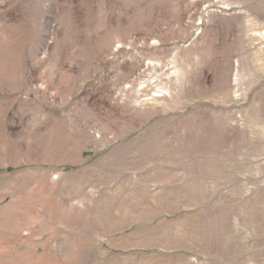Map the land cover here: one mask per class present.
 <instances>
[{"label":"rangeland","instance_id":"rangeland-1","mask_svg":"<svg viewBox=\"0 0 264 264\" xmlns=\"http://www.w3.org/2000/svg\"><path fill=\"white\" fill-rule=\"evenodd\" d=\"M0 264H264V0H0Z\"/></svg>","mask_w":264,"mask_h":264},{"label":"bare ground","instance_id":"bare-ground-1","mask_svg":"<svg viewBox=\"0 0 264 264\" xmlns=\"http://www.w3.org/2000/svg\"><path fill=\"white\" fill-rule=\"evenodd\" d=\"M153 83H148L147 86L145 87V90L144 91H147L149 88H152V85ZM145 93V92H144Z\"/></svg>","mask_w":264,"mask_h":264}]
</instances>
